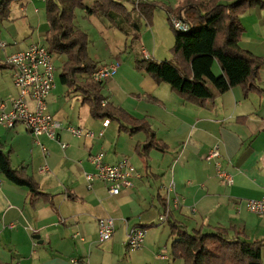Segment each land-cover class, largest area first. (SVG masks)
Segmentation results:
<instances>
[{
  "label": "crops",
  "instance_id": "1",
  "mask_svg": "<svg viewBox=\"0 0 264 264\" xmlns=\"http://www.w3.org/2000/svg\"><path fill=\"white\" fill-rule=\"evenodd\" d=\"M114 1L128 12L136 7V0ZM143 1L157 8L149 25L139 18L138 42L111 27L105 17L86 12L95 0L82 1L73 24L87 35V53L94 63L118 64L115 75L100 86L102 102L145 121L166 149L151 150L145 162L136 149L146 140L143 131L122 129L121 124L130 127L124 118H92L89 107L81 104L80 92L61 84L55 75L47 111L63 125L90 130L95 137L77 138L65 130L58 133L57 141L42 136L38 142L47 149L44 154L22 125L11 130L0 126V144L11 152L12 168L24 169L42 194L32 197L27 187L0 175V264H183L171 254L174 237L169 221H159L167 210L168 220L187 231L206 233L208 227H216L228 231L230 238L264 242V216L246 209V201L259 199L264 191V62L257 83L261 93L244 94L237 86L203 106L183 101L167 84H156L138 71L135 59L171 58L174 29L168 13L176 16L173 11L184 0ZM44 3L18 0L11 4L9 18L0 22V42L5 44L0 48V101L8 107L17 91L6 59L33 43L46 45L49 26ZM240 21L244 33L239 48L264 61V11L249 9ZM97 38L101 44L104 41L103 52H93L99 49ZM212 71L221 74L217 64ZM28 105L34 108L33 101ZM61 143L66 147L62 149ZM214 147L220 152L222 170L232 178L229 186L217 178L216 160L206 159ZM97 153H103L102 162L108 165L126 159L139 178L117 196L109 195L96 180L89 189L85 176L95 173L90 157ZM109 218L114 222L113 235L100 243L97 222ZM135 226L145 230L144 245L130 252L126 234ZM261 259L264 264V247Z\"/></svg>",
  "mask_w": 264,
  "mask_h": 264
},
{
  "label": "trees",
  "instance_id": "2",
  "mask_svg": "<svg viewBox=\"0 0 264 264\" xmlns=\"http://www.w3.org/2000/svg\"><path fill=\"white\" fill-rule=\"evenodd\" d=\"M18 0H0V22L9 18L11 4ZM83 0H45V15L49 29L45 35L46 46L51 54L63 55L66 60L61 66V84L80 92L82 105H87L90 115L95 119H114L130 125L127 132L146 134L144 144L137 145L138 155L146 162L148 153L153 150L164 151L166 146L156 140L154 132L143 120L124 115L119 108L101 102V87L88 82L99 67L88 56L87 35L75 28L74 11L83 8ZM136 7L127 11L114 0H95L94 6L87 10L107 19L111 27L132 42L139 41V18L149 25L157 5L153 2L136 0ZM264 11V0H184L173 11L182 22L189 26L187 32L173 30L174 45L171 58L155 61L139 56L135 68L145 72L156 84H167L171 91L183 101L203 106L212 102L219 94L234 87H240L244 94L261 93L257 86L259 67L263 59L242 50L238 46L244 33L240 17L249 9ZM169 15L171 13H168ZM217 64L221 74L212 71ZM6 67V66H4ZM121 121V120H120ZM0 175L6 180L25 186L32 197H42L36 182L24 169L15 170L11 166V152L4 151L0 144ZM170 236L174 237L170 250L174 259L183 264H263L261 249L264 242H249L239 236L230 238L228 231L212 228L209 232L187 231L175 221L168 220Z\"/></svg>",
  "mask_w": 264,
  "mask_h": 264
},
{
  "label": "built area",
  "instance_id": "3",
  "mask_svg": "<svg viewBox=\"0 0 264 264\" xmlns=\"http://www.w3.org/2000/svg\"><path fill=\"white\" fill-rule=\"evenodd\" d=\"M172 28L178 32H187L189 26L179 18L169 15ZM5 46L0 42V48ZM147 59L148 57L145 56ZM7 65L13 70L12 81L17 94L8 104L0 101V126L11 130L16 125H22L24 129L35 138L44 154L48 151L38 142V138L44 136L49 140L57 141L58 133L67 131L77 138L93 139L94 133L90 130H83L72 125H63L47 111V98L55 89V67L52 54L46 45L33 43L26 49L10 54L6 59ZM118 64H103L99 66L91 75L90 80L94 84L101 86L110 80L116 73ZM34 102V108L30 109L28 101ZM104 106V102H101ZM108 120L104 121V125ZM100 131L98 137H102ZM62 149L66 144L61 143ZM103 153L93 154L90 162L95 167L94 174H86L87 187L96 180L102 183L109 195L117 196L123 189H130L133 186V179L139 178L137 170L123 159L115 165H108L102 162ZM220 152L217 147L212 148L207 156V160H216V174L227 186L232 184V178L222 170L218 159ZM1 185V181H0ZM173 203L177 204L176 198ZM246 209L257 216H264V191L259 199L246 201ZM168 210L159 217L160 222H166ZM98 241L100 243L111 239L114 232V222L112 219H100L97 222ZM14 228L13 225L9 226ZM145 230L141 227H132L126 234L125 247L130 252L140 250L144 245ZM13 264H19L17 262Z\"/></svg>",
  "mask_w": 264,
  "mask_h": 264
},
{
  "label": "rangeland",
  "instance_id": "4",
  "mask_svg": "<svg viewBox=\"0 0 264 264\" xmlns=\"http://www.w3.org/2000/svg\"><path fill=\"white\" fill-rule=\"evenodd\" d=\"M44 5H45V3H44ZM78 11H82V9L81 8H78L77 9ZM102 40V39H101ZM101 40H99L98 38H97V40H96V46H97V48H99L98 50H94L93 52H95V53H98V52H100L101 50H102V52H103V49L105 48V46H104V41H103V43L101 44ZM65 58V56H61V55H56V54H52V59H53V63H54V67H55V75H56V77H57V80H58V78H59V76H60V73H61V66H62V64H63V59ZM113 63V62H112ZM113 64H117V62H114Z\"/></svg>",
  "mask_w": 264,
  "mask_h": 264
},
{
  "label": "water",
  "instance_id": "5",
  "mask_svg": "<svg viewBox=\"0 0 264 264\" xmlns=\"http://www.w3.org/2000/svg\"><path fill=\"white\" fill-rule=\"evenodd\" d=\"M38 238V237H37Z\"/></svg>",
  "mask_w": 264,
  "mask_h": 264
}]
</instances>
